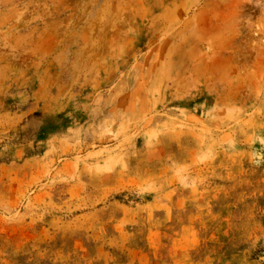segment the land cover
<instances>
[{
  "label": "rangeland",
  "instance_id": "rangeland-1",
  "mask_svg": "<svg viewBox=\"0 0 264 264\" xmlns=\"http://www.w3.org/2000/svg\"><path fill=\"white\" fill-rule=\"evenodd\" d=\"M0 264H264V0H0Z\"/></svg>",
  "mask_w": 264,
  "mask_h": 264
}]
</instances>
